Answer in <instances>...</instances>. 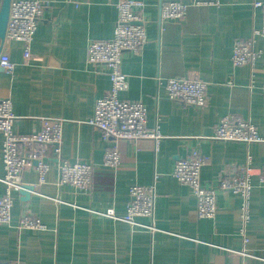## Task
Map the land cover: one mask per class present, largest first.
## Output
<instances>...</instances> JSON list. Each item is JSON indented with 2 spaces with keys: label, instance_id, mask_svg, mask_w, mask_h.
Wrapping results in <instances>:
<instances>
[{
  "label": "crops",
  "instance_id": "0c3cea01",
  "mask_svg": "<svg viewBox=\"0 0 264 264\" xmlns=\"http://www.w3.org/2000/svg\"><path fill=\"white\" fill-rule=\"evenodd\" d=\"M36 1L44 9L31 59H23L20 42H4L2 53L14 67L9 73L0 68V100L10 101L17 135L38 132L43 119L61 120V158L89 165L92 176L86 192L59 185L51 148L42 183L34 167L24 170L22 186L33 190L27 198L10 192V221L0 225V263L264 264V184L259 182L264 170V38L254 42L259 57L253 67L231 62L234 42L261 27L264 6L256 4L264 0H219L216 6L135 0L142 4L137 12L147 42L139 54H122L127 89L119 97L145 106L147 128L161 135L158 144L150 139L115 144L88 124L94 101L108 92L110 80L104 65L87 63V45L113 37L120 0ZM173 1L186 5L185 15L161 20V7ZM170 78L203 81L204 105L168 100L164 86ZM229 115L249 120L263 141L213 140L220 120ZM2 143L0 135V179ZM115 145L121 163L113 170L103 166V156ZM193 151L207 158L200 175L203 186L216 194V214L210 219L197 216L196 196L172 175L175 163ZM246 165L252 187L244 222L240 197L217 187L221 178H231ZM133 185H152L155 192L153 220L137 218L135 226L121 219ZM5 194L0 181V197ZM23 216L37 219L42 228H22ZM150 223L153 232L141 226Z\"/></svg>",
  "mask_w": 264,
  "mask_h": 264
},
{
  "label": "built area",
  "instance_id": "2783aa9c",
  "mask_svg": "<svg viewBox=\"0 0 264 264\" xmlns=\"http://www.w3.org/2000/svg\"><path fill=\"white\" fill-rule=\"evenodd\" d=\"M198 6H216L219 0H193ZM264 4H256V6ZM142 4L135 0H120L116 6L117 19L113 37L110 40L91 41L87 45V63L102 64L107 68L110 88L93 105V115L88 124L97 129L104 140L138 141L150 139L158 144L161 139L156 128L149 129L146 124V108L140 101L121 99L119 94L127 89V81L120 70L124 52L139 54L147 42L145 27L137 10ZM44 6L36 0H15L10 2L6 25L5 40L22 44L23 59H31L30 45L36 26L43 14ZM186 5L182 1L164 4L160 10V18L165 21L181 20L185 15ZM257 38H264V15L259 29H253L250 37L236 40L232 47L231 62L234 67H253L258 52L254 49ZM13 63L6 53H0V68L6 72L13 70ZM157 81H159L157 79ZM168 100L184 106L202 107L205 102L206 84L198 79L170 78L165 82ZM264 97V86L262 88ZM14 115L9 100H0V135L3 138L1 161L4 176L0 181L4 184L6 194L0 197V225L8 224L12 207L11 190L22 188L21 174L27 168L34 167L39 181H44L48 170L46 153L49 148L56 159L59 172V185H70L76 190H89L92 169L87 164L69 162L61 158L62 121L43 119L40 130L29 135H17L13 131ZM213 140L221 142H238L245 144L260 143L256 127L246 119L229 115L222 118L214 130ZM121 163L118 146L108 149L103 156V166L117 169ZM207 158L193 151L188 157L179 159L173 168V177L181 184L189 186L196 196V214L200 218H213L216 214L215 191L205 188L201 181V169ZM264 184V170L259 176ZM251 170L246 166L237 167L231 178H221L218 190L227 191L240 197L244 222L248 218L251 191ZM129 203L126 213L121 218L131 226L137 225V218L153 220L155 192L154 187L133 185L128 189ZM107 215L112 216L111 210ZM22 228H42L37 219L23 216L20 219ZM245 224V223H244ZM244 224L240 229L243 242L246 243ZM149 231H155L153 223L141 225ZM245 256V255H244ZM7 264V263H0Z\"/></svg>",
  "mask_w": 264,
  "mask_h": 264
},
{
  "label": "water",
  "instance_id": "95a60500",
  "mask_svg": "<svg viewBox=\"0 0 264 264\" xmlns=\"http://www.w3.org/2000/svg\"><path fill=\"white\" fill-rule=\"evenodd\" d=\"M11 0H1L0 3V53L2 52V48L5 42V32H6V25L8 20L9 14V6ZM32 186L23 185L19 192L25 197H28V191H32Z\"/></svg>",
  "mask_w": 264,
  "mask_h": 264
}]
</instances>
